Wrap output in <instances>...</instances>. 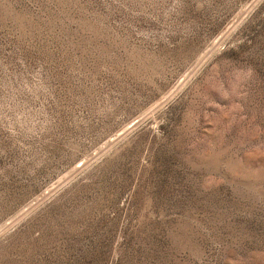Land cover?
I'll use <instances>...</instances> for the list:
<instances>
[{
  "label": "rangeland",
  "instance_id": "rangeland-1",
  "mask_svg": "<svg viewBox=\"0 0 264 264\" xmlns=\"http://www.w3.org/2000/svg\"><path fill=\"white\" fill-rule=\"evenodd\" d=\"M0 264H264V0H0Z\"/></svg>",
  "mask_w": 264,
  "mask_h": 264
}]
</instances>
